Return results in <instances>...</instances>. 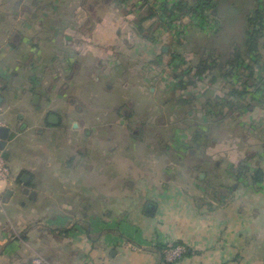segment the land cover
<instances>
[{
	"label": "crops",
	"instance_id": "crops-1",
	"mask_svg": "<svg viewBox=\"0 0 264 264\" xmlns=\"http://www.w3.org/2000/svg\"><path fill=\"white\" fill-rule=\"evenodd\" d=\"M29 1L24 14L7 5L15 23L0 18V120L18 134L7 149L11 181L0 189V264H34L37 258L46 264H161L158 248L168 243L188 249L176 264H264V33L258 59L245 52L249 20L264 10V0H78L76 7L75 0ZM86 2L105 16L95 25ZM180 2L202 8L186 15L175 9ZM163 8L174 15L167 20ZM84 30L92 31L94 41ZM74 40L99 44L93 52L122 51L117 58L109 50L108 66L115 67L110 72H138L145 88L162 84L164 105L170 106L147 116L126 99L120 109L105 100L101 117L95 113L90 125L85 107L74 114L52 102L42 105L46 86L55 92L85 57L66 44ZM42 41L59 52L52 58ZM236 49L243 66L226 77L228 56ZM202 52L219 54L210 64H220L224 73L205 74L177 91L175 55L192 65ZM186 96L193 103L191 122L161 119L180 112L174 98ZM21 98L33 107L31 121L45 115L43 125L26 124L17 115ZM227 116L246 137L222 138L223 125L213 137L212 128ZM198 131L209 135L202 152L196 151ZM147 132L155 137L145 138ZM212 165L213 178L201 175L196 183V174L212 173Z\"/></svg>",
	"mask_w": 264,
	"mask_h": 264
},
{
	"label": "rangeland",
	"instance_id": "rangeland-1",
	"mask_svg": "<svg viewBox=\"0 0 264 264\" xmlns=\"http://www.w3.org/2000/svg\"><path fill=\"white\" fill-rule=\"evenodd\" d=\"M19 0H0V18L2 17H6L8 16L9 12L6 7L7 5H9L11 2L12 4L16 5V10L19 11L20 13L24 14V10L28 7L27 5L30 4L29 0H22L20 3L18 2ZM49 1V0H46ZM43 2H45V0H43ZM74 3V7H76L78 0H75ZM70 7V6H69ZM85 7L87 10H91V16L89 17L90 22L95 25L97 23H95L96 21L98 22L99 18H104V14L102 12H98L101 10H98L97 6L92 3V2H86L85 3ZM74 10V9H73ZM92 10H95V12H92ZM60 13H65V11H68V8L64 10H60ZM71 12V10H70ZM9 17V16H8ZM8 19V18H7ZM13 20L12 17H9V21ZM53 18L50 20V22L52 23ZM188 21V20H187ZM11 23H15L12 22ZM103 26V25H101ZM17 31V30H16ZM75 31V29H74ZM83 35H86V38L93 40V38L95 37L93 35L92 37V31H88V30H84L81 31ZM84 32V33H83ZM18 35V32H17ZM46 35L51 36L53 35L52 32H48ZM76 35V31L74 32V37ZM232 35L227 34L228 39L231 38ZM59 36L55 37V39H58ZM13 42L15 40V38H12ZM94 41V40H93ZM42 45L46 46L45 50L46 52L50 53V56L53 58L55 56V54H57V52H59L58 50H56L55 48H52L53 46L51 45V43H46L43 44L44 42H41ZM96 43H99V40H96ZM66 44H68V46H72V49H76V52H80V50H82L81 52H83L82 54H85V57H83L81 59L80 62H78V65L75 69H73L72 71H67V75H63L62 77V85L60 84L57 88V90L53 93H51L50 91H48L50 89V85L46 86V94L44 96H42L41 99V103L42 105H45L47 102H52L55 103L54 107H56V109H60L61 111H65V109H69L71 108L73 113L76 114L79 111V108H81L82 110L86 108L87 110V114L86 116L89 118V122L91 123L90 125L93 124L94 119L92 118L93 115H95V113L98 114L99 117H101L102 114H99L100 112H102L103 106H105V100H109L111 103L114 104H109L108 106H114L116 107V109H120L119 107L122 106V104L124 103V101L127 100V103H131L133 105H137L139 107L138 109V113H140V108L143 107L144 111L146 110L147 112V116H149L151 114V111L153 108L156 107H164L165 106H170V102L169 104H165L164 105V99H165V95L162 94V92L160 91L162 87V84L156 86V87H149V88H145L143 86L142 81V76H140L138 74V72L136 74L130 75V74H125L124 77H121L120 75H118L119 73L117 72H110L113 69H115V67H109L108 63L109 61H111V58L109 56V50H113L115 48L108 49V48H99L98 51L93 52L90 51L92 47H97L99 46V44H93V43H89V42H85V44H79L76 43V41H66ZM87 45V46H86ZM86 47V48H85ZM114 53H116L115 56L117 58H122V51H115L113 50ZM80 52V53H81ZM120 53V54H119ZM85 59V61L83 60ZM84 64H83V63ZM191 63V62H189ZM57 65H59V62H56V67H58ZM82 65H84L82 67ZM60 66V65H59ZM131 66V69L135 66ZM113 68V69H112ZM57 69V68H56ZM51 70V69H50ZM49 70V72H50ZM122 70H124V68H122ZM133 70V69H132ZM55 71V70H54ZM57 73H55V75H59L60 72L55 71ZM104 74H109L110 78L109 79H105L103 77ZM71 82H74L75 84L70 85ZM100 83V84H99ZM88 84L91 85V89L90 91H85L84 88H86L88 86ZM100 86H99V85ZM96 85V86H95ZM99 86L98 90L97 87ZM108 87H110L111 91H109ZM90 88V87H89ZM57 93H62L64 94L63 96L65 97L64 100L61 99H57L56 98V94ZM183 92H180V94H182ZM131 95V98L129 97ZM129 97V99H128ZM179 97V96H178ZM185 99L181 100V101H188V97H184ZM32 98H30L31 101ZM126 99V100H124ZM25 98H21V106H18L20 108H18L19 110L15 111L17 112V115H20V117L24 118V121L27 123H30L29 121L32 120V111H33V107L31 106V104L29 106H27L28 104L25 102ZM33 100V99H32ZM174 106H180L181 107V111L177 112V113H170L168 112L165 116H161L164 118L161 119H167L169 118V116H175L177 118H179L182 123L184 124H188L189 122L192 121V116H190L188 113L189 111V107L193 104V103H186L183 104L181 101H179V98H174ZM178 101V102H177ZM196 101V98H195ZM116 102V103H115ZM188 104V105H187ZM25 105L27 107H25ZM63 107V109H62ZM85 107V108H84ZM99 108L101 110H99ZM122 110V108H121ZM95 111V112H93ZM100 111V112H99ZM76 112V113H75ZM99 112V113H98ZM13 113H10V116ZM190 118H189V116ZM200 114H197L196 117H198ZM186 116V117H183ZM236 118V116H234ZM34 118V116H33ZM45 118V115H43V113L40 115L39 117V122H32L33 125H43V119ZM159 116L157 117V119L159 120ZM31 119V120H30ZM157 119H155L156 121H158ZM237 119V118H236ZM134 122L138 121V117H136L135 119H133ZM215 120V119H214ZM103 122V121H102ZM159 122H161V120H159ZM225 122V124H224ZM224 122L218 126H214V128H212L213 130V137L218 135V132H222L224 130L225 127V131L224 134H222V138L224 139H229L231 137H236V136H243L244 131H235V129L233 128V124L236 123V121H232L231 118L229 116L226 117V119L224 120ZM31 124V125H32ZM222 125L224 127H222ZM228 125V126H227ZM153 128H156L154 125H151ZM91 127V126H90ZM149 131H151V129H148ZM216 130V131H215ZM101 132H105L107 133V131H101ZM242 132V133H241ZM238 134V135H237ZM247 135L249 133H246ZM219 136V137H220ZM151 138V137H155L154 135H152L151 133L147 132L145 138ZM243 137H246V135H244ZM220 138V139H222ZM148 141H145L143 143H147ZM227 160V159H226ZM226 160H223L224 163L221 162V165H224V167L226 166ZM218 164H220V160L217 162ZM188 165V163H186ZM188 167V166H187ZM187 167H182L183 168V173H185V171H188L189 169ZM212 173H207L204 174L203 172H199L198 174H196V178L197 180H194L196 183H199V177L201 175L205 176L204 180L209 181L211 178H213V173L215 172L213 165L210 168ZM222 169H219V171H221ZM191 179V178H189ZM198 181V182H197ZM201 182V181H200ZM0 204L2 205V200L0 198ZM37 263L39 264H46L47 261L42 259V258H37L35 260ZM34 261V262H35Z\"/></svg>",
	"mask_w": 264,
	"mask_h": 264
},
{
	"label": "trees",
	"instance_id": "trees-1",
	"mask_svg": "<svg viewBox=\"0 0 264 264\" xmlns=\"http://www.w3.org/2000/svg\"><path fill=\"white\" fill-rule=\"evenodd\" d=\"M205 4L210 6L209 2H208V4L207 3H205ZM205 4L203 2V5H205ZM201 8L200 9L196 8V9L190 10L189 7L187 6V4H185V2L177 3V5L175 7L176 10H178L180 12H184L186 15H190V16L195 11L200 12ZM163 10H164V14H166V16H167V20L170 17H172V15H174V12H172V9L169 10L170 16L168 15L169 11L166 8H163ZM249 25H250V27H252V29L250 30V33L247 35L248 41L246 43V48H247V50L245 51L246 55H247L246 57H249L252 60H257L259 57L258 49H257L258 48V42L264 33V10H259L255 14L254 19L250 18ZM259 26H260V29L257 30L259 28ZM201 44L205 46L204 42H202ZM197 55H198V60L195 61L192 65L185 62V60L182 59L181 57L175 55L174 62H173V69H174L173 77L176 80L174 85H175L177 91H181V90L186 91L191 85H195L197 83V80L201 79L205 74L224 73L223 72V70H224L223 66H221L220 64H217L215 66H214V63H213V65L210 64V63H212L211 62L212 59H217L219 57V54L211 53V54L206 55L202 52V53H197ZM242 58H243L242 51H240L238 49L234 50L233 53L230 56H228V60H229L228 64H230V69L224 73V75L226 77H227V75L233 76L234 74H236L237 69H241L243 64L240 65V60H243ZM176 60H178L179 62L177 63ZM245 67L248 70H252L251 67L247 64L245 65ZM252 74H253V72L251 71V75ZM231 94H232V97L234 98L236 95V92L234 91ZM182 99L183 98H181V100ZM181 100H179V101H181ZM181 102L183 104L188 103V101L187 102L181 101ZM219 116L220 115H218V114L214 115L215 118H217ZM205 132H207V131H205ZM205 132L204 131H198L196 134V140H197V142H200V144H198L196 146L197 152H202V150L204 149V141L205 140L207 142L209 141V139H208L209 135L208 134L206 135ZM241 169L244 170L245 168L241 167ZM260 177L261 176H259V178ZM164 248H165V246L160 245V248H158V249L161 250V252H163ZM176 263H167L165 261L164 257H163V260L161 262V264H176Z\"/></svg>",
	"mask_w": 264,
	"mask_h": 264
},
{
	"label": "built area",
	"instance_id": "built-area-1",
	"mask_svg": "<svg viewBox=\"0 0 264 264\" xmlns=\"http://www.w3.org/2000/svg\"><path fill=\"white\" fill-rule=\"evenodd\" d=\"M5 126L0 120V128ZM11 168L2 154H0V189L2 186L8 185L11 181ZM188 249L184 245H174L168 243L163 250V257L167 263H176L182 260L187 254ZM34 264H39L36 261Z\"/></svg>",
	"mask_w": 264,
	"mask_h": 264
},
{
	"label": "water",
	"instance_id": "water-1",
	"mask_svg": "<svg viewBox=\"0 0 264 264\" xmlns=\"http://www.w3.org/2000/svg\"><path fill=\"white\" fill-rule=\"evenodd\" d=\"M3 101V98L0 97V105ZM57 118L55 116L52 117V119ZM18 137L17 132L8 126H3L0 128V154L4 156L6 160L9 158V153H7V149L9 147V144L13 141H15ZM29 190L25 191V194H28ZM35 194H32V197L34 198Z\"/></svg>",
	"mask_w": 264,
	"mask_h": 264
}]
</instances>
